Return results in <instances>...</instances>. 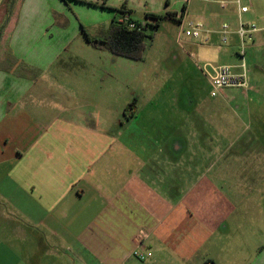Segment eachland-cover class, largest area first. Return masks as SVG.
Segmentation results:
<instances>
[{"label":"crops","instance_id":"obj_1","mask_svg":"<svg viewBox=\"0 0 264 264\" xmlns=\"http://www.w3.org/2000/svg\"><path fill=\"white\" fill-rule=\"evenodd\" d=\"M196 1L202 5L191 18ZM220 1L225 0H0V264H238L243 215H224L213 204L207 214L209 204L195 197L199 184L191 186L187 200L172 192L179 172L193 171L194 157L205 149H194L189 135L188 141L161 137V143L157 137L155 149L132 150L114 122L106 128L95 84L61 82L63 60L91 59L94 66L115 61L93 48L82 29L99 37L124 14L141 22L146 14L175 12L181 15L175 42L182 52L168 55L172 63L188 55L198 70L230 65L238 40L225 44L221 25H229L228 37H237L230 19L236 17L237 27L238 12L233 0L224 7ZM215 6L226 12L225 20ZM187 20L203 24L199 38L182 34ZM250 48L257 54L251 59L256 74L249 78L253 102L264 93V67L253 62L264 60V38L257 34ZM157 72L150 76L161 78L147 81L159 83L160 92L173 69ZM93 76L88 75L92 82ZM136 82L140 74L127 75L128 91ZM187 100L184 108H196ZM108 102L106 95L103 105ZM135 114L133 106L123 115L130 122ZM212 123L223 124L224 134L229 130L223 118L214 122L209 116ZM205 124L199 119L197 130ZM140 232L146 237L138 243ZM136 249L150 257L137 259ZM247 264H264V245L251 249Z\"/></svg>","mask_w":264,"mask_h":264},{"label":"rangeland","instance_id":"obj_2","mask_svg":"<svg viewBox=\"0 0 264 264\" xmlns=\"http://www.w3.org/2000/svg\"><path fill=\"white\" fill-rule=\"evenodd\" d=\"M194 4V16L191 18L197 16L196 13L202 5L197 1ZM243 4L248 7L249 12L243 14L242 21L255 25L264 23V0H243ZM215 8L219 18L225 20L226 12L220 10L219 6ZM235 18L230 19L233 29H237ZM179 30L178 22L163 21L154 32L153 39L146 40L147 46L142 60L134 61L114 55L115 61L103 59L98 61L99 66L92 65L94 61L91 59L63 60L61 63H66L67 69L65 68L61 82L65 85L82 84L84 87H87L86 84H95L98 112L107 122L106 128L110 130V124L114 122V130L124 134L122 141L132 150L140 147L155 149L161 143V137L164 140L171 136L180 137L188 141V136L191 135L188 142L193 144L194 149L205 150L194 157L193 171L179 172V182L172 192L178 198L186 196L187 200L191 194H188L191 186L199 184L200 188H196L195 197L197 201L204 200L209 204L206 207L207 214L214 212V207L211 206L213 204L216 211L224 212V215H243L239 220L243 249L237 263L247 264L251 258V249L264 245V93L252 102L248 94L249 84L246 89L228 88L218 97H211L210 86L201 67L197 69L194 59L185 55L174 64L168 58L170 53L182 52L180 42H175ZM236 40V36H226L225 44L234 46ZM76 46L77 44H72L71 47ZM250 46L245 56L249 78L256 74L251 59L257 56L256 50H252ZM104 51L113 55L107 50ZM232 55L233 61L229 64L239 65L240 59ZM253 62L264 67V60L254 59ZM164 67L173 69V74L166 79L167 85L159 92L156 89L160 86L159 83L147 80L161 78L160 75L150 74L158 73L157 70ZM144 71L147 73L145 77L142 76ZM136 73L140 74V82L132 84L131 91H128L127 75L133 76ZM92 74L93 82L88 79V75ZM143 79L146 80L145 84ZM106 95L109 102L104 106ZM187 98L195 102L196 108H184L188 104ZM130 104L135 107L136 117L129 122L123 112ZM85 109L91 110L90 107ZM209 116L214 122L218 118L225 119L229 130L224 134L220 128L223 124H208ZM199 119L207 122L201 131L197 130ZM218 131L222 132L221 136ZM157 137H160L159 143L155 144ZM181 175L185 179H181Z\"/></svg>","mask_w":264,"mask_h":264},{"label":"built area","instance_id":"obj_3","mask_svg":"<svg viewBox=\"0 0 264 264\" xmlns=\"http://www.w3.org/2000/svg\"><path fill=\"white\" fill-rule=\"evenodd\" d=\"M233 5L236 7L238 12V20H237V30L235 34L238 38V46L236 55L240 59V64L233 65H204L202 67V72L208 78V83L210 86V96L215 98L220 95V93L224 89L228 88H248L249 86V77L248 70L245 65V56L247 53V49L250 45L253 44L255 36L260 34L264 38V27H258L254 24H249L247 22L242 21L241 15L248 12V7L243 4V0H233ZM219 4L221 7H224L227 2L220 1ZM118 23L127 24L129 29H138V27H142L145 24V21L141 22H133L130 21L128 15L124 14L119 20ZM184 29L182 34L186 37L197 39L201 36L204 31V26L200 22H194L191 20H187L183 22ZM221 33L224 35L223 41H226L225 35L228 34V25H221ZM146 237V234L140 232L138 236V243ZM133 255L144 261L146 258L150 257V253H142L139 250H134Z\"/></svg>","mask_w":264,"mask_h":264},{"label":"trees","instance_id":"obj_4","mask_svg":"<svg viewBox=\"0 0 264 264\" xmlns=\"http://www.w3.org/2000/svg\"><path fill=\"white\" fill-rule=\"evenodd\" d=\"M180 17L177 18L175 12L146 14L144 19L145 24L142 27H138V29H129L127 24L118 23L116 20H113L109 24L107 31L99 37L88 35L84 29H82V33L86 41L93 48L107 50L113 55L138 61L143 59V54L147 46L146 40L153 39L154 32L160 28L163 21L168 20L180 23ZM130 21L138 23V21L131 19ZM3 26L0 27V35L4 29ZM129 106L132 107V104Z\"/></svg>","mask_w":264,"mask_h":264}]
</instances>
